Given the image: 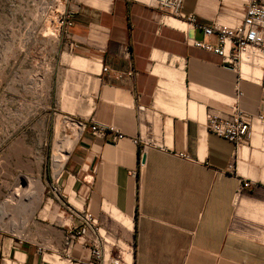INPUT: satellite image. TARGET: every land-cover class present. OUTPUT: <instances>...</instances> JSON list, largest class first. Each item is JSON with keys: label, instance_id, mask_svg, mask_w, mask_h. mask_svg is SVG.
<instances>
[{"label": "crops", "instance_id": "crops-1", "mask_svg": "<svg viewBox=\"0 0 264 264\" xmlns=\"http://www.w3.org/2000/svg\"><path fill=\"white\" fill-rule=\"evenodd\" d=\"M69 8L74 51L99 66L91 102L62 112L77 126H114L124 138L82 130L63 167L65 199L38 207L20 231L8 226L18 234L0 229V250L25 264H94L79 244L64 252L68 226L88 209L102 230L135 248L134 264H264V125L254 122L238 150L206 125L210 114L235 106L264 115V61L250 65V78L243 62L240 77L239 68L194 44L216 38L184 18L234 25L226 22L235 16H219L221 0H185L178 17L128 0H78ZM241 184L249 187L240 191Z\"/></svg>", "mask_w": 264, "mask_h": 264}, {"label": "rangeland", "instance_id": "rangeland-1", "mask_svg": "<svg viewBox=\"0 0 264 264\" xmlns=\"http://www.w3.org/2000/svg\"><path fill=\"white\" fill-rule=\"evenodd\" d=\"M57 4L70 9L69 4ZM53 5L55 0H0V226L5 225L0 229L12 234L18 233L8 226L13 222L20 224L17 229L23 226L29 199L38 192L33 181H41L45 188L39 208L48 200L55 205L65 199L56 156L64 154L72 131L61 122L77 125L62 110L87 105L95 90L91 73L97 68L81 71L65 59L79 55L53 25ZM243 7L221 0L219 16H235L236 21L226 23L237 24ZM9 252L0 250V264H22Z\"/></svg>", "mask_w": 264, "mask_h": 264}, {"label": "built area", "instance_id": "built-area-1", "mask_svg": "<svg viewBox=\"0 0 264 264\" xmlns=\"http://www.w3.org/2000/svg\"><path fill=\"white\" fill-rule=\"evenodd\" d=\"M128 1L144 2L171 17L182 15L185 2V0ZM62 2L66 6L70 4L71 0H55L56 5L51 7L56 13L53 25L57 24L56 29L66 39L68 48L73 51L78 47V43L71 35L74 13L67 7L59 8L57 3ZM184 18L201 28L206 37L216 38L215 42L196 40L194 44L218 54L224 63L239 68L240 77H243V62L255 65L257 59L263 58L264 61V0H245L242 17L235 25L216 21L210 24H202L194 14H189ZM103 69L108 71L107 67ZM141 109H144L143 106ZM254 122L264 124V115L253 116L235 106L227 114H210L206 125L210 132L232 142L238 150L248 142ZM78 123L83 131L90 129L92 134L98 138L108 139L111 142H118L124 138V134L114 126L98 121H91L90 124L81 121ZM246 187L249 185L241 184L239 190L242 191ZM75 212L73 211V213ZM76 214L80 223L68 226V231L65 234L64 252L67 255L74 245L79 244L84 249H90L94 264H134V247H123L119 239L111 232L102 230L99 220L88 209L76 212ZM37 250L39 254H44L45 249L43 247L39 246ZM125 254L129 255L130 258L127 259ZM22 264L25 263L22 261Z\"/></svg>", "mask_w": 264, "mask_h": 264}, {"label": "bare ground", "instance_id": "bare-ground-1", "mask_svg": "<svg viewBox=\"0 0 264 264\" xmlns=\"http://www.w3.org/2000/svg\"><path fill=\"white\" fill-rule=\"evenodd\" d=\"M169 23L171 24V25H173V26H176V27H179V28H184L185 27V25L183 24V23H181V21H178V20H175V19H171V20H169ZM235 25V24H234ZM65 59L69 62V64L71 65V66H73L74 68L76 67V68H79V69H83V70H90V69H92V67H95V68H98V66L99 65H93V64H95L94 62H90L88 59H86V58H84V57H79V56H72V57H68V56H66L65 55ZM262 59L263 58H260V59H257V63L259 64V63H261V61H262ZM262 64V63H261ZM260 65V64H259ZM95 68H93V70L95 69ZM96 70V69H95ZM98 71V70H97ZM168 71V70H167ZM95 72V71H94ZM243 73H244V76L245 77H248V78H250L251 77V67H250V64L249 63H247V62H245L244 63V67H243ZM243 73H242V75H243ZM175 75H177V77L179 78V79H182V74H175ZM178 96H179V98H178V103L180 102L181 104H182V102H183V100H182V98H183V92L182 91H177V93H176ZM177 96V97H178ZM185 97V96H184ZM179 99H180V101H179ZM182 101V102H181ZM61 124H64V126L66 127V130L67 129H70L72 132H71V134H69V136L70 135H72V138H71V140L68 142V147H67V149L66 150H64V154H61V153H59V154H57V158H56V171H57V173L58 174H61L62 173V170H63V167H64V165H65V163H66V161H67V159H68V157H69V154H70V151H72V149L74 148V146H75V144L77 143V141H78V139L80 138V135H81V133H83L82 132V129L83 128H81L80 126H73V125H70L69 124V122L67 121H62L61 122ZM61 127V126H60ZM70 133V132H69ZM35 182V184H37L36 186H37V188H38V192H35V194H33L34 196H32L33 198H31V200L29 199V204L27 205V212H26V216L24 217V215H22V217H24V218H22V217H20V218H22V219H20V220H22V225L24 226L27 222H28V220L34 215V213H35V210L38 208V205L42 202V200H43V195H44V191H45V188H44V186H43V184L41 183V181H33V183ZM19 209H21V208H19ZM20 222V221H19ZM0 223H2V222H0ZM14 223V224H13ZM12 223V225L11 226H14L15 225V227L16 226H19V225H17L18 223H16V222H13ZM2 225V224H1ZM5 226V225H4ZM22 226V227H23ZM20 229H21V227H19ZM19 228H18V231H20L19 230ZM16 231V230H15ZM17 231V232H18ZM48 259L50 260V261H54V259L53 258H49L48 257Z\"/></svg>", "mask_w": 264, "mask_h": 264}, {"label": "water", "instance_id": "water-1", "mask_svg": "<svg viewBox=\"0 0 264 264\" xmlns=\"http://www.w3.org/2000/svg\"><path fill=\"white\" fill-rule=\"evenodd\" d=\"M145 160H146V155H145V154H143V155H142V157H141V162H142V163H144V162H145Z\"/></svg>", "mask_w": 264, "mask_h": 264}]
</instances>
